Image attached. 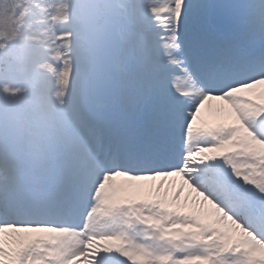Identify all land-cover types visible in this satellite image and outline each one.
<instances>
[{
  "label": "rangeland",
  "instance_id": "374dc122",
  "mask_svg": "<svg viewBox=\"0 0 264 264\" xmlns=\"http://www.w3.org/2000/svg\"><path fill=\"white\" fill-rule=\"evenodd\" d=\"M14 1L15 12L11 19L12 28L7 33L0 34V109L3 108L9 115L20 118L22 129L23 126L29 129L25 130V132L22 131V133L26 134V137L24 138L22 135L23 140L17 144H8L0 136L1 159L8 158L10 160L7 170L0 169V182L4 183V185H0V189L5 188L6 191L12 190L11 193H17L19 177L17 176L19 171L17 166L20 165L17 159L20 158L26 164L20 170L21 173L27 175L32 172L31 176H34L37 181L41 175L57 179V168L63 166L64 163L59 158L55 159L56 155L52 153V147L55 142L59 144H62L61 142L64 143L71 135L75 136L74 140L77 146L73 150H70V152L66 150L68 153L67 160L72 161V159L83 155L81 151L86 150L87 140L85 139L89 137L90 126L84 125L81 128L78 126V121L84 116V111L88 109L87 107L94 104L93 96L98 90H112V92L116 93L114 100L109 103L101 105H96L95 103L98 106V110L113 112L114 117L111 119L113 121L121 122L127 126H137L139 120L144 119V105L142 103L144 95L149 91L154 92L152 90L153 85L159 82H157V79L159 80L160 75L163 76L154 66L149 65L148 62L146 64L143 61L144 55L151 54V58H154L158 66L159 63L162 64V68L170 67V63L167 64L168 62L163 59L164 50L173 58L174 63L171 66V76L169 75L163 82H160L162 85L167 79L172 81L180 77L181 80L179 79V81L187 87L191 95L197 91L199 93L203 91L199 88L201 83L198 79L195 61L198 53L205 54L207 49L206 44L213 39L214 32H216V29L212 26L213 0H208L207 7L210 9V14L203 26L197 25L193 20L194 14L201 12L199 8H197L195 13L193 9H188L187 13L179 17L178 21H174L173 14L177 12V0H114L115 2L110 6L109 11L113 10V7H117L112 18L113 23L118 26L120 33L123 35V45L121 50L113 57L115 71L107 70L106 72L108 73L104 75L105 68H103L102 74L98 75V77L97 72L94 73L95 70L99 73L102 66L108 69L113 68L112 64L99 62L96 64L97 60L94 62L95 51L93 43L98 41L99 36L103 32L104 25L99 26V23L90 25V23L86 22V16L80 10V0ZM232 2L219 5L218 9L222 11L225 22L230 24L234 22L236 28L241 31L239 33V30H235L234 38L238 36L243 46H246L247 43L252 47H264V12L261 10L264 6V0H249L246 3V9L249 10L247 12H243L242 10L244 16L240 20L239 18L232 19L225 15L228 8L233 6L231 5ZM196 3L198 4L199 2L196 1ZM200 4L201 7L205 6V2ZM172 6L176 8L170 9ZM244 6L245 4L239 5L241 8ZM254 6L260 7L261 11L254 12ZM163 9H170L171 17L166 16ZM159 12H161L160 15H158ZM96 16L100 18L101 13L98 12ZM161 26L166 28L160 31L158 27ZM148 31L159 32L158 42L155 43L154 38L150 37ZM230 34L227 35L228 39ZM12 35H15L17 39L15 47H10L9 45ZM143 41H148V45H144ZM175 41L188 47L187 50L190 51L191 56L190 63L186 59L180 58V51L174 46ZM81 52L86 53L82 55ZM36 56H41L43 59H34ZM102 56L103 53L100 51V57L102 58ZM136 56H138L137 59H135ZM80 57L84 58L86 66L82 68L83 70L78 71L77 65H75L73 68L77 71L73 74L70 64L73 59ZM240 58H242L241 55ZM189 65L192 67V71L188 69ZM83 77H86L84 85L81 82ZM94 79L100 84V87L96 89L93 84ZM166 85L169 92L174 93V90L169 87L170 85L168 86V83ZM180 97L181 100L188 101L189 104L191 103L189 97L181 95ZM199 98L200 94L196 100ZM15 99L21 101L17 110L14 108ZM238 100L234 99L231 102L232 105H235ZM210 103L213 105V112L209 113L206 107L205 114H202L204 118H198V123L201 124L200 127H211L219 123L232 122V119H228L224 114L217 112L222 107L221 102L213 101ZM185 106L187 107L188 105L186 104ZM248 107L253 111H264V105H255L251 102ZM79 130L83 132L79 133ZM207 139L206 137H202L199 143L206 142ZM62 147L63 149L66 147L70 148L69 145L65 144H62ZM190 149L193 153L200 151L199 147L195 145L193 148L190 146ZM203 155L204 153H201V158ZM86 163L97 172L96 162L93 164V162L86 161ZM71 176L76 181H79L77 176ZM63 181L66 187H68L69 179L62 177L59 184L62 185ZM72 190L77 191L78 189ZM141 193L145 200H157L151 199L150 196L148 197V193L146 192L142 191ZM0 195H2L1 190ZM95 197H98V199L95 198L94 203L96 200H102L104 203V207L100 208L98 206L95 210H97L100 216L99 219H105L102 215L105 213V206L113 202V191L110 192V195H107L104 189H98ZM11 198L9 196L5 197L3 201H12ZM178 200L176 199L175 205L172 206H158L157 212L149 214L150 219L155 216L156 221H158L164 214V211L172 210L173 212H180V216L185 214L181 218V221H185L190 217L191 221L193 220L195 223L198 222V225H201L200 217L191 213V208L186 207L188 201H185L179 210L176 205V203H179ZM90 206L92 207V204ZM117 212L118 214H124V211L121 209H118ZM127 213L132 217L135 216L132 210H128ZM227 220L226 216L218 217L214 223L227 224ZM86 224L84 221L82 227L51 226L48 228L73 233L79 232L81 236L82 233L87 232ZM233 225H235V222H233ZM157 227L159 228V226ZM35 229L37 228L25 225L9 231L11 232L8 237L10 245L6 246L4 250L7 251L3 255L7 257V261L10 258L15 260L16 257L14 256L27 243L29 246L34 244L36 263L37 259H39L38 254L41 253L39 250L41 242L34 241L39 236L35 232L34 235L32 234V231ZM216 230L219 234L223 232L220 229ZM232 230L236 232L233 233ZM179 231L173 234L171 241L168 242L169 244L167 243L168 248L172 250L173 254L176 253L178 256L191 254L193 259L200 260L204 264H218L219 260H224L225 264H231L232 261L241 258L238 256V253L242 252V249H245L247 255H255L261 252L259 256L250 258V264H264V240H261L259 236L250 230L233 226L230 231H224L231 243L220 242L218 246L222 248L220 247V249L212 250L211 252H208L206 249L204 250L207 246L196 245V242L181 234L183 230ZM155 233L158 236L161 234L159 231ZM96 234L97 232L94 234V239L101 240L106 247H108L107 242L111 243L115 237L101 236L100 234L96 236ZM240 234H243L244 239L254 247L250 248L247 246L245 248V245L240 244L237 248L235 242L241 241V243H246L243 238H239ZM87 235L89 236V231ZM152 236L154 237L153 234ZM15 238H21V240L17 245H12L10 241H13ZM66 238L63 237L62 239ZM128 239L130 240L131 238L129 237ZM128 239L126 238L123 243L126 244ZM18 245H21V247H18ZM52 245L53 247L60 248V251L63 253L62 259L68 263L70 257L67 258L65 255L69 250L63 246H57L54 242H52ZM189 245H191V249L194 251L189 252L190 249L187 247ZM177 246L182 248L181 253L176 251ZM218 251L221 253L219 254ZM45 252L44 256H47L45 263L55 264L54 261L50 260V256L47 253L50 250L46 248ZM108 254L110 255L111 253ZM93 256H96V254ZM211 256H213L212 260ZM106 258L107 256H102L99 264H106ZM7 261L5 259V262Z\"/></svg>",
  "mask_w": 264,
  "mask_h": 264
},
{
  "label": "bare ground",
  "instance_id": "6f19581e",
  "mask_svg": "<svg viewBox=\"0 0 264 264\" xmlns=\"http://www.w3.org/2000/svg\"><path fill=\"white\" fill-rule=\"evenodd\" d=\"M199 2L198 4L195 2ZM177 0L176 6H177V12L173 14V20L178 21L179 17H182L183 14L187 13L188 9H193L194 13L197 11V8H199L201 11L198 14H194L193 20L197 25L203 26L208 18L209 15V7L208 6V0ZM205 2V6L201 7L200 3ZM238 4V2H235ZM236 6L231 7L229 12H226V14L229 15V17L232 18H239V15L242 14V12L238 9H235ZM176 7L172 6L170 9H175ZM207 8V10H206ZM256 8V7H255ZM170 9H163V12L166 16L171 17ZM198 11V12H199ZM161 12H159L158 15H160ZM240 20V18H239ZM233 24H235L233 22ZM158 30H162V27H158ZM150 34V37L154 38L155 43L158 42V31H148ZM144 45H148V41H143ZM153 46V45H152ZM180 48V45H177ZM86 52H81V54H85ZM182 57H186V54L184 51L181 52ZM253 57V56H252ZM35 58V57H34ZM41 59L40 57H38ZM138 56H136L135 59H137ZM256 58V56H255ZM163 59L164 61H167L170 67L169 68H162V64H158L154 61V58H151V54L144 55L143 61L151 66H154L156 70H158L160 73L163 74L160 75L159 80L157 79V84H154L152 87V90L159 91L163 90L164 94L171 99L175 100H181V96L189 97L190 101H196L197 96H199V91H197L195 94L189 93L187 90V87L182 84L181 81H179L178 78L169 81V79L165 80V83L162 85L164 79L168 78V76H171V66L174 63L173 58L167 53V51L164 50L163 53ZM135 61V60H133ZM77 63V64H76ZM71 70L73 69V74L77 70L73 68L75 65H77L78 71L83 70L82 68L86 66L84 58H77L73 59L71 62ZM157 65V66H156ZM154 73V68L152 69ZM156 73V72H155ZM181 80V79H180ZM82 84L84 85L86 82V77H83ZM156 83V82H155ZM168 83V86L171 87L172 90H174V93L169 92L168 87L166 85ZM259 91V90H256ZM180 93V95H179ZM254 98V97H253ZM235 99H239L235 105H232L234 109H236L238 112L242 109V106H245V102L241 100L240 97L236 96ZM251 104V101L246 102V106ZM186 107V106H185ZM104 112V111H103ZM104 118L107 121H111V119L114 117V113L111 111L101 113ZM202 114H205V110L202 111ZM201 114L200 119L204 118V115ZM224 115L228 119H232L230 116L227 115V113H224ZM140 125L133 127V126H127L126 124H123L119 122L118 124H113V129L115 131L120 132V136H122L121 140L125 142L128 146L140 150L141 149V142L139 140V135L142 134V124L143 119L140 121ZM197 126H201L200 123L197 122ZM28 127H23V131H27ZM24 134V138L26 137V134ZM67 134V133H66ZM200 142V141H199ZM199 142H196L193 138H190L189 140V146L193 148V146H198L197 144ZM62 144L69 145L70 148L63 149L62 144H59L58 142L54 143V146L52 147V153H54L55 159H60L64 165L57 168V179H51L48 176L41 175L39 180L34 179V184L31 182V173H28L25 177V181H20L21 185H23V188L28 187L27 192H25V202L21 205V208L19 209L22 213V210L26 212L27 210L25 207H30V211L27 212L30 218L34 217V221L31 222L32 227H42L37 228L34 231H32V234L34 235V232L36 235H39L34 241L35 242H41V245H39L40 254L39 259H37L36 263L39 264H47L45 263L47 261V256H44L45 249L48 248L50 252H47L50 256V260L54 261L55 264H99L100 259L102 256H107V263L106 264H204V262H200V260L193 259L191 257V254H188L186 256H177L173 254L172 250L168 248V242L171 241V237L173 234L180 232L179 230H183L181 234H183L185 237H189L192 241L196 242V245H204L207 246L211 250L220 249L221 246H218L220 242L222 243H231L230 239L226 236V233L223 231L221 234L218 233L217 230H212L208 226H204L202 223L201 225H198V222L195 223L193 220H190V217L187 218L185 221H181V218L185 216V214H182L180 216V212H173L171 211H164V214L159 218L158 221H156V218L150 219L149 214L153 213L154 211L158 210L159 207L155 210V208H152L155 203H159L161 207H164V205L172 206L175 205V200L179 199L176 205L178 206V209L180 210L182 208L181 203H184L185 201H188V197L186 196V193H184L185 188L183 184H180L178 187L175 184V180L172 181L170 188H165L166 181L164 179H161L159 184L160 186L156 188L155 192L148 189L145 190L143 186L154 184L155 181H149L146 179H141L142 172L145 170L141 169H130V174L120 171H115L116 165H111L110 170L108 171H97L90 165L86 163V161L92 160L91 155H84V152L81 151V153L84 155H80L72 161L67 160V151L70 152V150H73L77 143L74 140L73 136L71 135L70 138H67L66 141ZM67 150V151H66ZM80 153V152H79ZM83 156V157H82ZM137 156L133 155H126L123 156V159L125 161H130L131 163H138ZM67 160V162H65ZM17 161L25 167V164L23 163V159H17ZM142 165V164H139ZM99 169V168H98ZM126 170V169H121ZM191 169L189 168L187 171L181 170V175H188L189 178H191ZM136 172V173H134ZM100 173V174H99ZM71 175H75L79 178L80 181H83L81 183H78L81 187H86L89 189L92 184H94L95 189H104L105 193L107 195H110V192L113 191V202L106 205L104 208L105 213L102 215L104 218L99 219L100 216L97 212V210H94L91 208L86 207V205H89V202L86 204H82L80 201L76 200L75 202L80 204L81 211L76 212L73 208H69L66 216H70L74 219V223L79 224L83 221H88L86 230L89 231V236L86 237L84 233L82 235H79V232L73 233L68 231H62L52 228H46V226H49V220L48 217L44 214L45 206L41 205L40 203L43 202L42 198H31L29 196L28 190H39V191H45L49 190L51 187L56 188L57 182L59 183L60 179L65 176L67 178H70ZM167 177L169 174L163 173L158 174ZM179 184V181H178ZM74 182H72L71 187H73ZM163 187V188H162ZM68 190V189H67ZM175 190V194L173 195L172 192ZM148 193V197L150 196L151 199H157L156 201L151 200H145L142 197L141 192ZM60 195H62V203H67V197L69 195L70 198L74 199V197L69 194L68 192H61ZM189 196H191V193H189ZM30 200H33L34 203H28ZM181 201V203H180ZM189 203V201H188ZM188 203L187 206H188ZM36 205V206H35ZM98 206L100 208L104 207L103 201H98ZM186 206V207H187ZM188 208H191L189 205ZM107 209V210H106ZM121 209L124 211V214H118L117 210ZM53 209H49V212ZM128 210H132L133 213H135V216L132 217L130 214L127 213ZM19 211V212H20ZM56 211V210H55ZM162 211V210H161ZM57 212L58 219H62L61 215H63L65 212L63 209H60ZM53 211L51 212V214ZM192 213V212H191ZM39 216H44L41 220V222L38 221ZM38 218V219H37ZM117 218V220H115ZM201 219V218H200ZM29 223V222H28ZM56 223V222H55ZM189 223V224H185ZM30 224V223H29ZM18 226V225H17ZM21 226V225H19ZM159 226V228L157 227ZM200 226V227H199ZM165 227V228H164ZM15 230V229H13ZM159 231L161 234L158 236L155 232ZM97 232L96 236L99 234L101 236H115L111 243H108V247L104 246V242L101 240L94 239V234ZM233 233H235V230H232ZM9 231H6V228L3 227V225H0V264H36L35 263V257L36 254L34 252V244L32 246L27 245L25 243L24 247L21 249V251L14 257L16 259L10 258L7 261V257H4V252L7 250H4L7 245H10L8 242V237L10 236ZM150 234V235H148ZM154 235V237L152 236ZM126 235V236H125ZM63 237H67L66 239H62ZM131 238L130 240L128 238ZM116 238V239H115ZM128 239L127 243L124 244L123 241L125 239ZM214 243L207 244L205 243V240H213ZM240 238L244 239V235L241 234ZM15 240V241H14ZM12 242V245L18 244V242L21 240V238H15ZM33 241V242H34ZM246 243L241 242H235L237 244V248L241 245H245V248L254 247L250 242L245 240ZM52 242H54L57 246H63L67 248L69 251L65 255L67 258L70 257L68 263L63 260V253L60 251V248L53 247ZM168 243V244H167ZM9 247V246H8ZM18 247H21V245H18ZM190 250L189 252H192L194 250L191 249V245L187 246ZM225 247V246H224ZM106 249V250H105ZM242 252L238 253V256L240 257H249V258H255L260 255V253H256L255 255H247V251L245 249L241 250ZM95 252V253H93ZM108 253H111L110 255ZM96 256H93L95 255ZM5 259L7 262H5ZM72 261V262H71Z\"/></svg>",
  "mask_w": 264,
  "mask_h": 264
},
{
  "label": "snow or ice",
  "instance_id": "6c2138e0",
  "mask_svg": "<svg viewBox=\"0 0 264 264\" xmlns=\"http://www.w3.org/2000/svg\"><path fill=\"white\" fill-rule=\"evenodd\" d=\"M206 69L200 74V98L190 104L168 98L162 89L144 95L141 149L136 159L145 169L141 179L155 183L143 187L155 192L161 179L166 181L165 188L175 180L177 187L184 185L187 208L190 205V212L209 228L227 232L235 226L264 240V111L246 106L248 101L264 105V54L255 59L216 58ZM236 96L245 102L239 112L231 103ZM213 101L221 102L217 112L227 113L232 122L197 126L206 107L213 112ZM202 137L208 139L198 143L200 151L193 153L190 138L199 142ZM189 168L191 178L180 174ZM223 216L227 224L214 223ZM205 243H214V238ZM231 264H250V258L241 257Z\"/></svg>",
  "mask_w": 264,
  "mask_h": 264
},
{
  "label": "water",
  "instance_id": "95a60500",
  "mask_svg": "<svg viewBox=\"0 0 264 264\" xmlns=\"http://www.w3.org/2000/svg\"><path fill=\"white\" fill-rule=\"evenodd\" d=\"M217 1L220 0H216V2ZM101 42L109 54H114L120 44V37L118 36L117 28L113 25H106V31L101 38ZM14 43L15 39L12 41V44ZM0 129L7 138L12 137L11 142L16 143L20 141V123L17 119L9 118L4 113H2ZM9 135L12 136L9 137Z\"/></svg>",
  "mask_w": 264,
  "mask_h": 264
},
{
  "label": "trees",
  "instance_id": "16d2710c",
  "mask_svg": "<svg viewBox=\"0 0 264 264\" xmlns=\"http://www.w3.org/2000/svg\"><path fill=\"white\" fill-rule=\"evenodd\" d=\"M14 11L13 0H0V33H4L7 21L10 20Z\"/></svg>",
  "mask_w": 264,
  "mask_h": 264
}]
</instances>
